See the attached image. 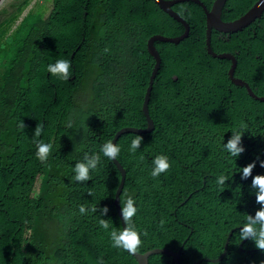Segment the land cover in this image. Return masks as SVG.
Instances as JSON below:
<instances>
[{"label":"trees","instance_id":"obj_1","mask_svg":"<svg viewBox=\"0 0 264 264\" xmlns=\"http://www.w3.org/2000/svg\"><path fill=\"white\" fill-rule=\"evenodd\" d=\"M50 1L48 12L39 5L23 15L31 0H19L0 18V264H138L112 246L97 213L78 210L107 205L103 218L123 226L114 203L122 176L117 164L101 154L91 179L79 183L71 180L72 168L121 129L147 128L143 104L156 64L148 39L186 28L154 0ZM201 1L209 9L214 3ZM257 1L228 0L223 20ZM174 10L191 30L179 43L156 42L162 64L149 104L155 129L141 135L134 154L128 145L136 134L117 142L127 171L121 204L133 198V221L144 233L137 251L182 248L181 264H262L264 251L251 239L241 244L238 221L260 207L251 181L264 174V101L231 83L230 61L208 54L203 8L184 2ZM211 43L215 52L231 53L235 77L264 96V14L236 34L214 30ZM61 56L73 61L69 80L46 71ZM241 120L244 151L229 158L221 138L226 142ZM37 124L53 144L46 161L35 154ZM160 153L170 167L152 177L151 161ZM253 161L242 179L240 168ZM220 172L230 178L223 186L215 183ZM231 231L223 260L207 262L220 256ZM148 262L176 264L161 254Z\"/></svg>","mask_w":264,"mask_h":264},{"label":"clouds","instance_id":"obj_2","mask_svg":"<svg viewBox=\"0 0 264 264\" xmlns=\"http://www.w3.org/2000/svg\"><path fill=\"white\" fill-rule=\"evenodd\" d=\"M185 2H192V1H185ZM181 3H184V2H180L177 4H181ZM177 4H175V5H177ZM255 4H253V5H255ZM174 6L172 7L173 10H174ZM225 7H226V5H225ZM225 7H224V9H225ZM224 9L222 11V17H221L222 20H223ZM263 14H262V16H263ZM168 15L170 16V14H168ZM243 15H241L240 17H242ZM170 17L173 18L172 16H170ZM206 17H207V15H206ZM240 17L234 18L233 20H229V21H225V20H223V21L224 22H232V21L239 19ZM260 18H258V19H260ZM249 26H247V27H249ZM214 30L219 31V30L213 28L212 34H213ZM242 31H239V32H242ZM219 32H221V31H219ZM239 32H236V33H239ZM222 33L230 34V33H226V32H222ZM236 33H233V34H236ZM156 34H158V33H156ZM170 37H174V36H170ZM206 38H207V21H206ZM157 41H159V40H157ZM156 42H155V45H156ZM147 47H148V43H147ZM211 47H212V43H211ZM212 50H213V47H212ZM105 51H107V49H105ZM215 53H217V52H215ZM224 53H229V52H224ZM217 54H222V53H217ZM229 54H231V53H229ZM218 59H220V58H218ZM221 60H224V59H221ZM235 60H236V58H235ZM228 61H230V60H228ZM236 62H237V60H236ZM230 65H231V61H230ZM236 67H237V65H236ZM46 71L48 73H50L52 76H58L62 80H69V78L72 77L74 74L73 61L67 56L58 57L53 62H50L47 64ZM234 74H235V72H234ZM234 77H235V75H234ZM228 78H229V76H228ZM235 78L242 80L241 78H238V77H235ZM229 80H230V78H229ZM242 81L247 84V86L249 87L251 92L253 94H255L258 98H264V96L257 95L255 93V91L252 90V88L249 86V84L245 80H242ZM235 86H237V85H235ZM238 87H244V86H238ZM246 91H247V89H246ZM247 94L250 96L248 91H247ZM250 97H252V96H250ZM252 98L259 100V101H262L260 99L255 98V97H252ZM246 129H247L246 122L241 120L235 126L230 128L231 135L228 137L226 142H224V137L221 138L222 151L226 152L228 154L229 158H236L239 156V154L241 152L244 151L243 145L241 143V137H242V134L244 133V131ZM42 132H43V126L41 124H37V126L34 130V133H33V142L35 144V154H36L37 158L41 161H46V160H48L50 153L53 151V144H52V141L50 139L45 140V139L41 138ZM142 140H143V137L141 135H139V134L134 135L131 138L130 143L128 145V152L132 153V154L136 153L137 149L140 148ZM120 151H121L120 145L117 143H113V140L109 139V140L105 141L100 146L99 153L93 152L91 155H89L86 152L84 154L83 160H78L75 162V164L72 168L73 174L71 176V180L76 181L78 183L79 182H87L89 179H91L90 172L97 169V166L100 163L101 154L104 157H107V159L111 161V160H114V158H117ZM260 165H261V167H264V160L260 161ZM254 166H255V161L248 163L247 165L240 168L239 172L241 174V178L245 179L249 175H251L252 169ZM169 167H170V163H169V158L167 157V155H165L163 153L156 154L152 158V161H151L150 175L152 177H158L162 173H165L166 170L169 169ZM229 179H230L229 176L225 175L223 172H220L215 177V183L217 186H223L226 184L225 182ZM251 185H252V188L255 189V200L260 205V207L255 211L254 215L246 214V216H244L242 220L238 221L239 239L242 241L246 238L248 240L251 239L254 242L256 248L264 251V174H257V175L252 176ZM114 203H115V200H114ZM121 205H122L121 217L123 220V226H114L112 220L103 218L109 211V208L107 205H104V206L100 207L99 209H97V206L86 207L84 204H80L78 207V210L81 214H85L88 212L97 213V223L101 229H104L108 232L109 240H110L112 246L115 248L127 251L131 254H135L137 249L139 248V246L142 243L141 237L144 235V233L142 231L138 230L136 224L133 221V217L135 216V214L137 212V207H136L135 201L130 196L126 197L123 200ZM160 223L163 224L164 221L161 220ZM262 264H264V262H262Z\"/></svg>","mask_w":264,"mask_h":264},{"label":"water","instance_id":"obj_3","mask_svg":"<svg viewBox=\"0 0 264 264\" xmlns=\"http://www.w3.org/2000/svg\"><path fill=\"white\" fill-rule=\"evenodd\" d=\"M12 1H14V0H0V13ZM154 1L159 6L160 9H162L163 11H166L174 19H177L178 21L182 22L185 25L186 29H185V32L179 36L170 37V36H166L163 34H154L153 36H151L148 39V51L152 55V57L155 59L156 64H155V67L153 69L152 75L150 77L149 86H148V89H147V92L145 95V99H144V104H143V112L145 114L147 124H148L147 128L146 129L130 128V127L123 128L116 134L115 139L113 140V143H117L119 141V139L121 138V136L126 134V133H134V134L143 135V134L152 133L155 129L154 120L152 119V117L150 115L149 104L151 101L153 86H154L156 77L158 75V72H159V70L161 68V64H162L161 55L156 48L155 42L157 40H160V41H166V42L179 43L180 41L186 39L190 35V30H191L190 24L172 9V7L175 4L180 3V2L192 1V2L199 4L205 10L206 15H207L206 44H207L208 53L210 55H212L214 58L230 60L231 65H230V68L228 71V76H229L231 82L237 86H244L247 89V91L249 92L250 96L264 101V98H258L255 94H253L246 83H244L242 80L234 77V72H235L236 65H237L235 58L229 53L217 54L212 50V47H211V37H212L213 28H215L221 32H226V33H236V32L242 31L244 28H246L252 22H255L258 18H260L262 16V14L264 13V0H259L242 17H240L239 19L232 21V22H224L221 18L222 17V11H223L228 0H215L212 8L210 10L200 0H154ZM114 162L119 167V169L121 171V175H122L121 181L119 183V186H118L116 194H115V205L117 207V210H118V213H119V216L121 218L122 225H123V220L121 217V207H122V205H121V194H122L123 189H124L125 184H126L127 171H126V168L124 167V165L120 162V160L118 158H114ZM232 233H233V231H231L228 234V237L225 241L221 255L217 259H213V260L208 259L207 262L217 263V262H220L221 260H223L225 254L228 250V246L230 243V238L232 236ZM247 240H248L247 238L244 239L241 244H243ZM182 250L183 249H181L179 252H174L170 249H153V250H149L145 253H140V252L136 251L135 254H131V253L130 254L137 260L138 264H149V262H148L149 257L152 255H156V254L168 255L169 257L173 258V260L176 262V264H181ZM201 262L202 261H198L194 264H200Z\"/></svg>","mask_w":264,"mask_h":264},{"label":"rangeland","instance_id":"obj_4","mask_svg":"<svg viewBox=\"0 0 264 264\" xmlns=\"http://www.w3.org/2000/svg\"><path fill=\"white\" fill-rule=\"evenodd\" d=\"M19 0H14V1H12L6 8H8V9H12V4H14V3H17ZM51 1L50 0H47V1H44V0H31V3H30V5L25 9V11H24V13H23V15H25L28 11H29V9H31L32 7H36V8H38V6L39 5H45V8H44V11L45 12H48L49 10H50V7H51ZM4 15V13H3V11L0 13V18H1V16H3Z\"/></svg>","mask_w":264,"mask_h":264}]
</instances>
